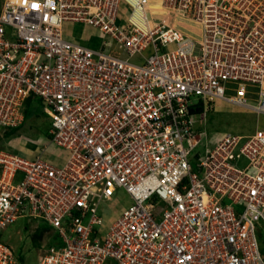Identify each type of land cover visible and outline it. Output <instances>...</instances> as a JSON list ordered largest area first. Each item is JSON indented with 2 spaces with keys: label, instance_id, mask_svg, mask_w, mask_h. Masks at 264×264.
Listing matches in <instances>:
<instances>
[{
  "label": "built area",
  "instance_id": "2783aa9c",
  "mask_svg": "<svg viewBox=\"0 0 264 264\" xmlns=\"http://www.w3.org/2000/svg\"><path fill=\"white\" fill-rule=\"evenodd\" d=\"M0 2V130L30 98L50 123L36 155L0 150V264H31L1 237L25 217L49 228L36 264H264V128L206 126L264 114V0Z\"/></svg>",
  "mask_w": 264,
  "mask_h": 264
},
{
  "label": "rangeland",
  "instance_id": "374dc122",
  "mask_svg": "<svg viewBox=\"0 0 264 264\" xmlns=\"http://www.w3.org/2000/svg\"><path fill=\"white\" fill-rule=\"evenodd\" d=\"M152 7L155 10H160V6L158 5H152ZM185 22L183 20L178 21L179 24H184ZM67 28L68 30H72L74 37L78 41L89 48L99 49L103 45L104 36L99 32L92 31L91 28L85 25L77 23L69 25ZM197 28L192 29L187 27L191 35L195 37L199 35ZM37 103L38 107L36 112L39 115L37 116L35 114L27 120L25 125L17 133L4 135L3 130H0V150L27 155L36 149V146L31 142L32 139L40 137L48 140L49 135L47 130L50 123L47 116L43 114L39 102ZM258 125L264 128V114L257 115L254 112H245L237 106L224 103L217 104L216 110L210 113L206 122L209 130L232 132L240 135L252 134ZM20 145H23L24 148L19 151L17 147ZM45 158L52 163L53 161L59 162L63 158V150L51 144L45 152ZM132 202V199L125 191L119 190L117 198L112 202H103L101 209L105 212V217L108 218L107 220L112 222L113 218H117L120 212L132 204ZM40 224L41 221L39 220H34L29 217L20 218L16 223L2 231L1 237L4 241L10 242L14 246L17 255L31 264H36L41 253L40 246L48 241L50 235L49 232L45 234L43 230L37 228Z\"/></svg>",
  "mask_w": 264,
  "mask_h": 264
},
{
  "label": "trees",
  "instance_id": "16d2710c",
  "mask_svg": "<svg viewBox=\"0 0 264 264\" xmlns=\"http://www.w3.org/2000/svg\"><path fill=\"white\" fill-rule=\"evenodd\" d=\"M38 101L35 99L30 98L27 101V107L25 110L26 113V121L29 120L31 117H33L35 114L38 116L39 114L36 112V109L38 107ZM21 128V127H20ZM18 128H13L11 130H8L4 133V135H13L15 133H17V131L20 129ZM40 230H43L44 233L46 234L49 231V228L43 223L40 224L39 228Z\"/></svg>",
  "mask_w": 264,
  "mask_h": 264
},
{
  "label": "crops",
  "instance_id": "0c3cea01",
  "mask_svg": "<svg viewBox=\"0 0 264 264\" xmlns=\"http://www.w3.org/2000/svg\"><path fill=\"white\" fill-rule=\"evenodd\" d=\"M152 4H160L158 1H156V2H154V3H152ZM27 143V142H26ZM23 144V143H22ZM25 145V144H24ZM18 149L17 150H23V145H20V146H18L17 147ZM28 156H34V155H36V149L34 150V151H31L29 154H27ZM8 242V241H7ZM10 243V242H9ZM11 244V243H10ZM12 245V244H11ZM13 246V245H12ZM13 248H14V246H13ZM15 249V248H14Z\"/></svg>",
  "mask_w": 264,
  "mask_h": 264
},
{
  "label": "bare ground",
  "instance_id": "6f19581e",
  "mask_svg": "<svg viewBox=\"0 0 264 264\" xmlns=\"http://www.w3.org/2000/svg\"><path fill=\"white\" fill-rule=\"evenodd\" d=\"M152 5H158V4H152ZM158 6H161L160 4Z\"/></svg>",
  "mask_w": 264,
  "mask_h": 264
}]
</instances>
